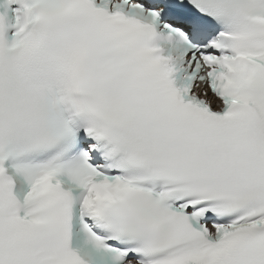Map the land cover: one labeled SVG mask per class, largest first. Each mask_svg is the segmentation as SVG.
Returning a JSON list of instances; mask_svg holds the SVG:
<instances>
[{
    "label": "snow or ice",
    "instance_id": "1",
    "mask_svg": "<svg viewBox=\"0 0 264 264\" xmlns=\"http://www.w3.org/2000/svg\"><path fill=\"white\" fill-rule=\"evenodd\" d=\"M0 264H264V0H0Z\"/></svg>",
    "mask_w": 264,
    "mask_h": 264
}]
</instances>
